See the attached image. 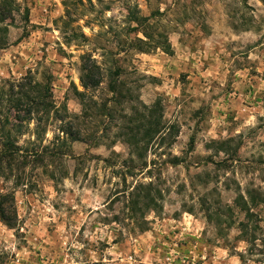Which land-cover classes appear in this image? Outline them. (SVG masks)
<instances>
[{
  "label": "rangeland",
  "instance_id": "obj_1",
  "mask_svg": "<svg viewBox=\"0 0 264 264\" xmlns=\"http://www.w3.org/2000/svg\"><path fill=\"white\" fill-rule=\"evenodd\" d=\"M13 1L0 264H264V0Z\"/></svg>",
  "mask_w": 264,
  "mask_h": 264
},
{
  "label": "trees",
  "instance_id": "obj_2",
  "mask_svg": "<svg viewBox=\"0 0 264 264\" xmlns=\"http://www.w3.org/2000/svg\"><path fill=\"white\" fill-rule=\"evenodd\" d=\"M16 10H17V8H16L13 0H0V21L1 20L6 21V20L13 19V14ZM25 14H26V21L28 22V16H29V9L28 8L25 9ZM4 40H5V38L0 40V48H2V46H3L2 43H4ZM31 111H32V109L29 108V111H28L29 115L33 114V112L31 113ZM151 122H153L152 121V115H151ZM161 133H162V131H147V136L149 137V139L152 140L155 138V136L160 135ZM166 137L162 138V140L163 139L165 140ZM194 141H195V139L192 138L191 139L192 145L194 144ZM1 154L4 156H7L10 154L11 158H13L15 155L14 152L9 150V149H4ZM44 155H45V153H40V161L41 162L44 161L43 160ZM57 155L58 154H55L54 156L56 157ZM13 161H14V159H13ZM135 190L137 191V189H135ZM135 190H134V192H135ZM129 196H130V201L132 203V207L134 208V204L136 205L139 200L135 201L133 199L134 198L133 192L130 193ZM251 199L253 200L254 197L252 196ZM0 218L9 227L14 226V221L16 218V212H15V206H14V197L12 195H2L1 200H0ZM244 232H243V234H244ZM243 236L249 238L248 237L249 236L248 231ZM253 240L255 241V239H253Z\"/></svg>",
  "mask_w": 264,
  "mask_h": 264
}]
</instances>
